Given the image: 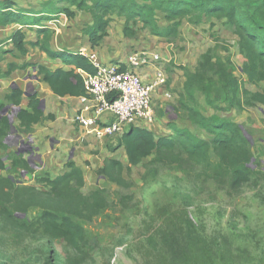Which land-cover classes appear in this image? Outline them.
<instances>
[{
  "label": "trees",
  "instance_id": "16d2710c",
  "mask_svg": "<svg viewBox=\"0 0 264 264\" xmlns=\"http://www.w3.org/2000/svg\"><path fill=\"white\" fill-rule=\"evenodd\" d=\"M11 5L13 3L7 0L1 3L3 8ZM76 10L91 16V24L82 27L81 32L88 36L92 47L99 45L108 34L107 28L113 16L124 18L125 37L134 38L140 30H145L168 43L180 38L183 20L193 25L205 19L223 20L236 37L238 52L245 60L241 66L245 80L233 72L230 56L222 58L212 48L199 56L193 71L177 66L184 71L180 99L187 98L191 103L187 105L180 100V106L187 111L191 124L207 134L206 138L194 134L188 128L176 127L174 121L169 123V127L175 129L171 136H157L151 129L131 124L116 138L114 147L110 148L112 151L123 148L126 162L107 158L96 171L97 175L118 187L130 189L133 185L130 179L132 168L148 157L149 160L142 165L144 171L141 180L144 183L156 178L162 169H173L182 173L179 179L171 176L176 181L213 183L219 191L238 194L244 187L264 176V163L254 155L253 145L243 134L241 125L233 118L217 113L205 116L195 99L197 94H202L206 104L216 112L261 107L264 121V86H260L264 83V0H48L41 10L31 13L36 15L34 21L40 23L53 18V15L40 16L41 13L54 16L64 13L70 19ZM6 15L15 19V15L10 12ZM161 20L164 24L160 23ZM39 32L43 38L33 45H38L48 56L60 58L74 68L52 70L44 64H38V73L43 75V80L58 96L83 95L84 81L77 69L93 73V65L80 53L52 51L49 47L50 30L40 29ZM23 38V33L18 30L12 42L20 52L25 53ZM214 40L219 41L216 36ZM14 68V65H10L7 73ZM246 83L261 88L251 90ZM21 96L20 89H13L6 100L19 105ZM38 102L35 94L29 101L32 112L25 109L17 111L16 119L21 132L31 133L32 124L43 119ZM3 107L0 104V109ZM10 129L8 118L2 116L0 149H6L2 140ZM6 160L10 161L9 166ZM6 160L0 156L1 264L11 258L9 252L2 249L4 245H13L19 250V244H22L24 251L27 247L29 249L30 240L41 241L46 249L45 253L31 258L32 263L43 260V264H83L88 243L86 225L116 204L109 200L107 189L98 187L85 193L83 174L72 161L66 162L65 171L54 178L37 177L34 183H21L13 174H19L20 170L30 171L28 161L16 153L7 154ZM173 188L171 201H176V195H182L184 204L174 210L169 203L155 211L154 218L170 215L166 218L168 228L156 231L160 249H153L155 255L165 250L172 253V257H180V261H184L182 264H212V253L201 248L199 241L193 247L191 228L194 224L187 212L191 196L187 192L182 194L179 184H174ZM132 198L131 194H122L117 203L127 209V202ZM169 209L174 211L169 212ZM54 242L62 244V256L53 247ZM26 259L30 260V256Z\"/></svg>",
  "mask_w": 264,
  "mask_h": 264
},
{
  "label": "rangeland",
  "instance_id": "374dc122",
  "mask_svg": "<svg viewBox=\"0 0 264 264\" xmlns=\"http://www.w3.org/2000/svg\"><path fill=\"white\" fill-rule=\"evenodd\" d=\"M163 22L161 20V23ZM214 36L218 37L219 41H215ZM179 37L168 43L161 37L140 30L136 37L125 38L139 41L141 44L132 51L152 48L171 58L168 61L165 60L167 57L164 59L170 97L161 96L163 99L160 98L156 106L161 109L159 110L161 115L163 109H166L165 116L168 117L169 122L174 121L173 124L176 127L188 128L191 132L195 131L194 134L206 138L207 134L191 124L187 118V111L180 106L182 86L175 84L172 91L170 90L173 78L177 80V83L184 79V71L177 65L193 70L197 66L199 56L208 48H212L222 58L230 56L234 65L233 72L240 79L245 80V75L241 72V66L245 60L238 52L236 37L224 25L223 20L205 19L197 25L183 20ZM246 86L256 90L263 87L264 83L260 84L261 87L248 83ZM195 99L199 110L205 116L217 113L238 122L243 134L249 136L248 139L245 135L253 145L254 155L264 163V121L261 107H250L243 111L233 109L228 112H216L206 104L202 94H197ZM182 101L191 105L187 98ZM156 106L153 99L155 120L159 117ZM11 116L13 119L14 115ZM186 124L190 126H184ZM12 125L17 128L14 122ZM17 130L12 129L9 134L10 137L7 140L9 145L17 144ZM116 137L118 136L113 137L115 142ZM93 138L91 136L90 140H94ZM118 152L119 157L124 155L122 149ZM148 160V157L144 158L141 164L132 168L130 179L133 185L130 189H123L106 181L99 183V187L107 189L109 200L116 204L114 208L86 225L88 243L85 247L87 255L83 264H182L184 261H180V257L177 255L172 257L173 254L165 252L164 248V252L160 251L156 255L153 250L158 247L160 249L157 229L168 228L166 218L170 217V215H161L154 218L155 211L162 206H168L169 203L170 208L174 210L184 204L181 201L182 195H176V201H171L175 190L174 184L176 186L179 184L182 187V194L187 192L192 198L187 205V212L194 224L191 228L193 247L199 241L201 248H206V251L212 253L214 261L212 264H264V176L257 179L254 184L244 187L238 194L219 191L213 183L176 181L171 176L179 179L182 173L173 169H162L156 178L144 183L141 180V174L144 171L142 165ZM13 175L21 183L28 181L25 178L22 179L20 174ZM90 190L83 189L85 193ZM122 194L133 196L132 200L127 202L129 204L127 209L117 203ZM174 210L169 209V212ZM29 245V249L27 247L24 251H22V244H19V250L13 245H4L2 249L7 250L11 255L5 264H43V260L32 263L33 259H31L35 258V255L45 253L43 243L39 240H30ZM53 247L61 253L60 256L64 254L62 244L54 242ZM28 256L30 260L26 259Z\"/></svg>",
  "mask_w": 264,
  "mask_h": 264
},
{
  "label": "crops",
  "instance_id": "0c3cea01",
  "mask_svg": "<svg viewBox=\"0 0 264 264\" xmlns=\"http://www.w3.org/2000/svg\"><path fill=\"white\" fill-rule=\"evenodd\" d=\"M2 1L0 0V104L4 105L2 109L8 107V110L6 114L0 113V118L6 116L10 120L8 115L9 113L13 114L14 121L12 119V122L19 130L14 128L18 131L17 144L9 145L7 140L12 131L11 127L2 140L6 145V149H0V156L6 160L7 154L16 153L17 155L21 154L28 161L30 171H19L20 177L28 180L26 183H33L37 177L54 178L65 171L66 162L72 161L83 174L85 181L83 189L93 190L98 188L99 183L106 181V179L97 175L96 171L104 165V160L107 158H117L125 163V154L121 157L117 155L118 150H123V148L112 151L110 148L114 147L116 143L113 141V137H111L112 139L103 140L92 137L94 140H90V135H84L78 129L75 116L84 105L80 100L81 95L58 96L54 94L48 83L43 80V75L37 71L38 64H44L52 70L58 68L70 70L74 66L66 65L60 58L48 56L45 51L40 49L38 45L34 46L33 43L43 38V34L39 32L40 29H48L51 32L49 47L52 51L80 53L85 57L94 54L101 64H115L119 65L121 69L128 68V55L141 44L139 41L124 37V18L122 17L113 16V20L107 28L108 34L101 40L99 45L92 47L88 36L81 32L82 27L92 22L88 13L76 10L75 15L70 19L64 13H58L55 16L54 14L41 13L40 16L53 15V18L37 23L34 21L36 15L31 12L41 10L42 5L48 0H7L12 2L13 5L5 8L1 7ZM7 12L14 14L15 19H11L10 15H6ZM18 30L24 35L25 53L20 52L12 42L15 32ZM144 49L156 51L152 48ZM156 52L160 53V51ZM160 54L163 60L165 57H167L165 59L167 61L171 59L164 56L162 52ZM23 64L27 65L24 66ZM10 65H14L15 68L7 73ZM77 72L82 78L87 73L83 69H77ZM138 73L144 81L148 82L153 77V68L151 66L142 67L138 69ZM183 81L184 79L177 83V80L173 78L170 90L172 91L175 84H177L176 86H182ZM13 89L22 91L19 105L6 100V96ZM35 94L39 99L38 109L41 110L43 119L32 124L31 133H24L20 131L16 113L20 109L32 112L29 101L30 97ZM153 96L156 106L160 102V98L163 99L161 97L163 95L161 92H157ZM156 107L159 117L156 118L155 123L149 129L157 136L173 135V130L168 126L170 123L168 117L165 116L166 109H163L161 115V109H158V106ZM184 126L189 127L190 125L186 124ZM193 132L195 133V131ZM29 146L32 147V152L29 151ZM5 163L9 166L10 161L6 160Z\"/></svg>",
  "mask_w": 264,
  "mask_h": 264
},
{
  "label": "built area",
  "instance_id": "2783aa9c",
  "mask_svg": "<svg viewBox=\"0 0 264 264\" xmlns=\"http://www.w3.org/2000/svg\"><path fill=\"white\" fill-rule=\"evenodd\" d=\"M87 58L94 72H87L83 78L85 93L80 100L84 105L75 116L78 129L103 140L119 136L131 124L150 128L155 122L154 93L170 97L161 54L147 49L132 51L127 57V69L101 64L94 54ZM147 66L153 68L148 82L138 73Z\"/></svg>",
  "mask_w": 264,
  "mask_h": 264
},
{
  "label": "water",
  "instance_id": "95a60500",
  "mask_svg": "<svg viewBox=\"0 0 264 264\" xmlns=\"http://www.w3.org/2000/svg\"><path fill=\"white\" fill-rule=\"evenodd\" d=\"M7 110H8V107H5L4 109L0 110V113H4V114H6V113H7ZM8 117H9V119H10L9 122H10V125H11L12 129H14V126H12V120H11V119H12V116L9 114ZM245 135H246V134H245ZM246 137L249 139V136H248V135H246ZM28 149H29L30 152L33 151L32 147H30V146H29ZM29 159H30V158H29ZM29 159H28V160H29Z\"/></svg>",
  "mask_w": 264,
  "mask_h": 264
},
{
  "label": "clouds",
  "instance_id": "9594fccd",
  "mask_svg": "<svg viewBox=\"0 0 264 264\" xmlns=\"http://www.w3.org/2000/svg\"><path fill=\"white\" fill-rule=\"evenodd\" d=\"M149 129V128H148Z\"/></svg>",
  "mask_w": 264,
  "mask_h": 264
}]
</instances>
